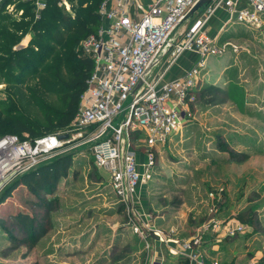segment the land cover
<instances>
[{
  "label": "rangeland",
  "instance_id": "374dc122",
  "mask_svg": "<svg viewBox=\"0 0 264 264\" xmlns=\"http://www.w3.org/2000/svg\"><path fill=\"white\" fill-rule=\"evenodd\" d=\"M14 1L7 12L28 26L23 34H15L7 45L10 49H0V120L27 117L45 127L61 107V100L58 95L30 98L25 88L35 81L24 78L9 63L11 55L20 59L31 52L30 28L38 11L36 5L23 20L25 10L18 11L16 6L33 0ZM2 3L0 0V6ZM63 5L69 11L70 3ZM223 33L225 51L204 69L193 90L190 115H185L173 141L160 154L155 152L148 197L156 209H190V234L211 219L221 220L224 227L228 223L246 225L244 233L232 237L224 228L219 234L210 229L201 232V252L207 260L264 264V19L259 27L229 20ZM21 82L26 97L17 90ZM136 145L138 152H145L140 143ZM90 146L80 139L53 155L73 157L69 175L53 195L51 213L29 199L22 188L0 207V219L13 235L11 238L0 226V264H94L106 248L109 252L101 262L131 264L138 256L145 257L144 243L136 235H122L124 227L132 225L131 211L126 201L115 199L94 166ZM33 227L42 234L30 247L22 240L27 236L24 228ZM134 228L141 235L140 228Z\"/></svg>",
  "mask_w": 264,
  "mask_h": 264
},
{
  "label": "built area",
  "instance_id": "2783aa9c",
  "mask_svg": "<svg viewBox=\"0 0 264 264\" xmlns=\"http://www.w3.org/2000/svg\"><path fill=\"white\" fill-rule=\"evenodd\" d=\"M110 1L100 8L98 34L82 43L84 54L94 61V71L74 118L67 128L54 134L0 139V193L20 175L53 159L62 147L85 139V144H91L94 166L107 175L115 196L127 201L153 178L156 146L166 144L183 127L185 115H190L193 90L207 60L225 51L226 45H218L207 32L216 11L226 10L232 19L250 27H259L264 15V0H212L205 13L177 35L200 0H157L138 18L130 16L124 0H113L112 9L108 8ZM45 5L46 0L37 1L38 10ZM187 52L197 55L193 67L183 76L165 81L172 64ZM65 135L68 138L60 139ZM136 143L145 149L143 171ZM218 226L211 219L181 244L194 264H219L207 263L201 256V232ZM245 230L241 223L225 226L226 235L231 237Z\"/></svg>",
  "mask_w": 264,
  "mask_h": 264
},
{
  "label": "trees",
  "instance_id": "16d2710c",
  "mask_svg": "<svg viewBox=\"0 0 264 264\" xmlns=\"http://www.w3.org/2000/svg\"><path fill=\"white\" fill-rule=\"evenodd\" d=\"M63 1L46 0L45 7L38 11L37 0L16 6L18 11L25 10L23 20L30 17L31 9L36 10L34 13L37 19L30 28L31 52H26L20 59H13L14 56L11 55L9 62L16 65L24 78L35 81L25 88L30 93V98L58 95L61 107L49 118L45 127L31 122L27 117L1 119L0 139L7 133H13L12 135L21 139H34L57 133L69 126L77 112L80 98L94 71V61L84 54L82 43L89 36L98 34L102 24L100 8L107 0H65L70 3L69 11L64 9ZM14 2L3 0L0 6V42L4 43L0 49L4 52L10 49L7 45L14 41L15 34L27 31V24L13 20L7 12V7ZM24 78L19 79L23 81ZM23 85V82L19 83L17 90L21 92L20 95H24L22 97H26ZM72 157V154L58 156L17 177L0 193V207L17 189L22 188L29 199L47 213H51L55 208L53 195L60 181L69 175ZM0 226L13 238L1 219ZM24 229L27 236L22 243L33 247L35 239L42 232L34 227L31 230Z\"/></svg>",
  "mask_w": 264,
  "mask_h": 264
},
{
  "label": "crops",
  "instance_id": "0c3cea01",
  "mask_svg": "<svg viewBox=\"0 0 264 264\" xmlns=\"http://www.w3.org/2000/svg\"><path fill=\"white\" fill-rule=\"evenodd\" d=\"M44 2L45 0H40ZM126 2L127 10L131 17L138 18L142 11L149 8L153 5L157 0H124ZM114 7V1L111 0L109 2V9ZM206 11V8L203 10V13ZM196 17V16H195ZM194 17V18H195ZM264 17V15H263ZM262 17V20L264 19ZM192 18V19H194ZM232 17L230 14L223 9H219L216 11L215 15L211 18L208 26L207 32L209 35L215 39L218 45H222V36L225 26L227 25L229 20ZM192 19L187 20L180 28L177 30V35L182 33L186 28H188L193 22ZM219 56L210 57L207 60L206 67L208 66L209 62L213 58H217ZM197 60V55L195 53L187 52L180 56L174 64L169 68L166 73L165 81H173L181 76H183L189 69L193 67ZM206 67L204 69H206ZM204 71V70H203ZM203 71L200 74V79ZM198 85V84H197ZM197 87V86H196ZM196 89V88H195ZM179 132V131H178ZM174 133L167 141L166 144H159L155 148V152L160 154L163 148L167 144H170L174 136L178 133ZM139 163L142 162L140 165V171L144 170V164L146 162V156L144 153H138ZM100 171V170H99ZM102 172V171H100ZM102 175L106 179L105 182H108L107 175L102 172ZM149 183V182H148ZM142 184L140 185L127 199L128 209H132L131 212V224L125 226L124 231H122L123 237H131L137 236L144 243V251L146 253L145 257L143 258L142 255L138 256L131 264H194L192 261L189 260L187 257L188 253L181 249V244L185 241L190 240L195 233H199L201 231L202 225L196 228V232L188 233L191 224L188 220V212L190 209H176L174 211H166L162 208L156 209L154 205L151 204L148 195V185L150 184ZM112 192V191H111ZM113 193V192H112ZM115 196V194L113 193ZM115 199L119 200L116 196ZM184 209V210H183ZM220 226L211 228V233L219 234L221 228L224 226L221 225V220H216ZM192 223V222H191ZM135 225L139 227L141 235L135 234ZM235 224L228 223L226 226H234ZM222 226V227H221ZM223 232V231H222ZM130 235V236H129ZM114 242L110 244V247H113ZM203 246V243H202ZM202 249V247H201ZM109 252V248H106L102 254L99 256V260H95L94 264H112L108 260H102V256L106 255ZM202 258L207 263H212L211 261L207 260L205 253L201 252ZM219 262V261H218ZM122 262L118 263L121 264ZM125 264V263H124ZM129 264V263H128Z\"/></svg>",
  "mask_w": 264,
  "mask_h": 264
},
{
  "label": "water",
  "instance_id": "95a60500",
  "mask_svg": "<svg viewBox=\"0 0 264 264\" xmlns=\"http://www.w3.org/2000/svg\"><path fill=\"white\" fill-rule=\"evenodd\" d=\"M212 0H200L195 6L194 8L189 12V14L186 16L185 20H190L192 18H194L199 11H201L204 7H206L207 5H209L211 3ZM68 138L67 135L65 136H61L60 139H66Z\"/></svg>",
  "mask_w": 264,
  "mask_h": 264
}]
</instances>
